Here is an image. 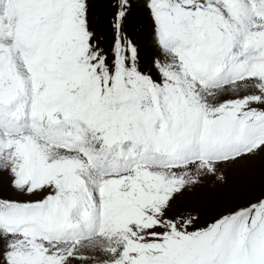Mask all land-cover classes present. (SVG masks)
Segmentation results:
<instances>
[{"label":"snow or ice","instance_id":"1","mask_svg":"<svg viewBox=\"0 0 264 264\" xmlns=\"http://www.w3.org/2000/svg\"><path fill=\"white\" fill-rule=\"evenodd\" d=\"M95 2L0 0V264H264V198L185 204L264 152V0H144L148 65Z\"/></svg>","mask_w":264,"mask_h":264},{"label":"rangeland","instance_id":"2","mask_svg":"<svg viewBox=\"0 0 264 264\" xmlns=\"http://www.w3.org/2000/svg\"><path fill=\"white\" fill-rule=\"evenodd\" d=\"M97 4L99 5V3ZM104 6L103 1L100 7ZM146 19H148L147 12ZM137 34L136 31V36ZM135 39L138 44H141L137 37ZM244 94L247 93H241V95ZM224 174L227 177L226 184L216 186L209 181L197 189L195 194L185 202L186 206H194L200 210L202 225L206 226L208 222L222 212L240 207L238 205L246 201L245 197L247 200H252L251 202L260 198L255 193L264 191V152H259L255 156L241 160L226 169ZM0 194L8 199L21 201L27 199L26 197L17 196L9 188L7 177L0 180Z\"/></svg>","mask_w":264,"mask_h":264},{"label":"trees","instance_id":"3","mask_svg":"<svg viewBox=\"0 0 264 264\" xmlns=\"http://www.w3.org/2000/svg\"><path fill=\"white\" fill-rule=\"evenodd\" d=\"M105 3L104 7H100L101 4ZM110 0H96L92 6V14L94 17H99L102 21H107V17L111 14L112 9L109 7ZM99 3V5L97 4ZM107 6V7H106ZM126 29L130 35L140 40L142 46V52L140 54V60L142 65L150 64L153 57V48L150 44L151 36V22L146 19V9L144 8V0H135L133 2L132 15L129 17V23L126 25ZM137 31V36H136ZM148 47V48H147ZM264 191L255 193L258 197L264 196ZM262 195V196H261ZM239 204L238 206L247 205L252 200H247ZM236 209V208H235ZM234 210V209H233Z\"/></svg>","mask_w":264,"mask_h":264}]
</instances>
